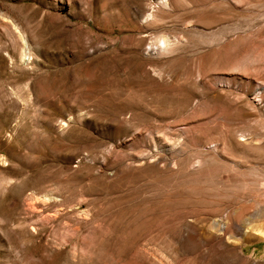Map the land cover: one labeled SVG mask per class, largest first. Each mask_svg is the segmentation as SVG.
<instances>
[{"label": "rangeland", "instance_id": "rangeland-1", "mask_svg": "<svg viewBox=\"0 0 264 264\" xmlns=\"http://www.w3.org/2000/svg\"><path fill=\"white\" fill-rule=\"evenodd\" d=\"M0 264H264V0H0Z\"/></svg>", "mask_w": 264, "mask_h": 264}]
</instances>
